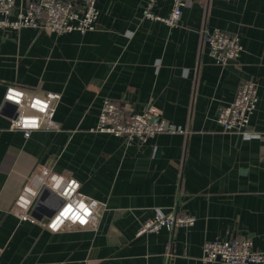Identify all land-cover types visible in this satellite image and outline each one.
<instances>
[{"label":"crops","instance_id":"1","mask_svg":"<svg viewBox=\"0 0 264 264\" xmlns=\"http://www.w3.org/2000/svg\"><path fill=\"white\" fill-rule=\"evenodd\" d=\"M144 3L97 0V28L84 34L0 31V264H167L169 248L178 256L172 264H225L204 262L203 244L245 235L264 249V0H188L175 27L144 18ZM171 9V0L154 7L162 16ZM215 27L239 35L237 60L212 58L204 31ZM245 80L258 86L257 108L245 132L225 131L219 108ZM9 86L59 93L60 129H11ZM107 98L128 103L127 115L152 105L189 132L129 144L92 131ZM38 165L75 178L105 204L96 228L53 231L46 215L33 222L13 213ZM174 208L194 214L195 224L137 235L156 210Z\"/></svg>","mask_w":264,"mask_h":264},{"label":"built area","instance_id":"2","mask_svg":"<svg viewBox=\"0 0 264 264\" xmlns=\"http://www.w3.org/2000/svg\"><path fill=\"white\" fill-rule=\"evenodd\" d=\"M158 1L145 0L143 17L163 21L171 27L178 26L188 0H171L172 9L168 16L154 11ZM98 17L97 0H30L22 8L16 7V0H0V31L35 27L58 34L72 31L84 34L97 28ZM204 40L209 45L212 58L219 64L225 65L237 60L243 51L239 35L219 27L205 30ZM60 97L57 92L28 93L17 86H9L5 99L17 105V115L13 118L10 128L25 130L27 136L31 131L43 128L59 130L60 124L54 117ZM258 100L257 84L253 80L242 81L235 98L220 106L218 122L225 131L245 132L257 108ZM129 108L128 103L120 105L105 99L98 123L92 131L123 137L129 144L134 140L144 142L158 133L189 132L159 118L152 105L146 106L142 112L127 115ZM44 188L61 198L57 209L44 222L46 227L58 231L61 228L71 229L76 226H98L105 204L81 192L80 183L75 178L44 165L37 166L11 208L20 220H37L31 208ZM196 220L194 214L180 212L176 208L169 212L156 210L153 216L141 224L137 235L155 233L164 227H191ZM177 257L170 248L167 250V264H172ZM201 259L204 262L220 261L225 264H264V249H255L252 238L246 235L232 239H213L203 244Z\"/></svg>","mask_w":264,"mask_h":264},{"label":"water","instance_id":"3","mask_svg":"<svg viewBox=\"0 0 264 264\" xmlns=\"http://www.w3.org/2000/svg\"><path fill=\"white\" fill-rule=\"evenodd\" d=\"M60 201L61 198L56 193L50 191L48 188H44L37 199L33 215L38 217L40 215H46L50 217L61 203ZM53 202L55 204L54 207L50 206V204L53 205Z\"/></svg>","mask_w":264,"mask_h":264},{"label":"clouds","instance_id":"4","mask_svg":"<svg viewBox=\"0 0 264 264\" xmlns=\"http://www.w3.org/2000/svg\"><path fill=\"white\" fill-rule=\"evenodd\" d=\"M248 137L246 136L245 139H247Z\"/></svg>","mask_w":264,"mask_h":264}]
</instances>
